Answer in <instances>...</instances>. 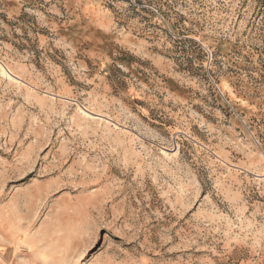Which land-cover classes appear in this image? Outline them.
I'll list each match as a JSON object with an SVG mask.
<instances>
[{"label":"rangeland","instance_id":"374dc122","mask_svg":"<svg viewBox=\"0 0 264 264\" xmlns=\"http://www.w3.org/2000/svg\"><path fill=\"white\" fill-rule=\"evenodd\" d=\"M0 233L264 264V0H0Z\"/></svg>","mask_w":264,"mask_h":264},{"label":"crops","instance_id":"0c3cea01","mask_svg":"<svg viewBox=\"0 0 264 264\" xmlns=\"http://www.w3.org/2000/svg\"><path fill=\"white\" fill-rule=\"evenodd\" d=\"M0 264H67L46 253L26 235L0 233Z\"/></svg>","mask_w":264,"mask_h":264}]
</instances>
